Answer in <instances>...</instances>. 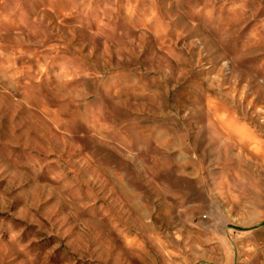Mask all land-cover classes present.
<instances>
[{
    "label": "rangeland",
    "instance_id": "rangeland-1",
    "mask_svg": "<svg viewBox=\"0 0 264 264\" xmlns=\"http://www.w3.org/2000/svg\"><path fill=\"white\" fill-rule=\"evenodd\" d=\"M0 264H264V0H0Z\"/></svg>",
    "mask_w": 264,
    "mask_h": 264
}]
</instances>
